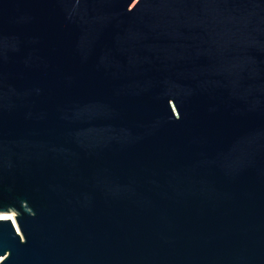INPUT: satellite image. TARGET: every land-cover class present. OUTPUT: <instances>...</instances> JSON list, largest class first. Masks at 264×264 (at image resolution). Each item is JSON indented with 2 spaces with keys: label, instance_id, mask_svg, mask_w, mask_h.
Returning <instances> with one entry per match:
<instances>
[{
  "label": "water",
  "instance_id": "water-1",
  "mask_svg": "<svg viewBox=\"0 0 264 264\" xmlns=\"http://www.w3.org/2000/svg\"><path fill=\"white\" fill-rule=\"evenodd\" d=\"M0 264H264V0H0Z\"/></svg>",
  "mask_w": 264,
  "mask_h": 264
},
{
  "label": "bare ground",
  "instance_id": "bare-ground-1",
  "mask_svg": "<svg viewBox=\"0 0 264 264\" xmlns=\"http://www.w3.org/2000/svg\"><path fill=\"white\" fill-rule=\"evenodd\" d=\"M15 214L13 212H9V214L7 213H0V219H10L13 222L14 227L16 228V230L19 233V228L17 225V221L15 220Z\"/></svg>",
  "mask_w": 264,
  "mask_h": 264
}]
</instances>
